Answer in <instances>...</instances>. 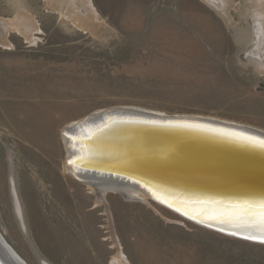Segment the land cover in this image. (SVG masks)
<instances>
[{"label":"rangeland","instance_id":"1","mask_svg":"<svg viewBox=\"0 0 264 264\" xmlns=\"http://www.w3.org/2000/svg\"><path fill=\"white\" fill-rule=\"evenodd\" d=\"M20 15L29 31L0 33V234L16 254L27 264H264V242L148 196L99 199L65 170L62 138L115 109L264 130V44L254 49L264 0H0L3 24Z\"/></svg>","mask_w":264,"mask_h":264},{"label":"bare ground","instance_id":"2","mask_svg":"<svg viewBox=\"0 0 264 264\" xmlns=\"http://www.w3.org/2000/svg\"><path fill=\"white\" fill-rule=\"evenodd\" d=\"M263 33V30H260V35L254 48L257 53L263 50ZM102 112L104 111H98L90 117H98ZM84 119L90 118L86 117ZM84 119L74 122L68 125L66 129H63L66 133L64 137L62 136L66 145V153L68 159L70 158L72 160V163H67V169L65 170L73 178L87 184L99 199H103L106 192L110 191L120 192L125 198L133 199H145L147 196L152 198V196L156 197L157 195L162 201L164 200L183 213L188 212L194 214V212H198L207 218L213 216L225 217L226 215L225 219L232 221V223L234 222L233 224L240 223L243 225L247 223L261 228V225L258 223V218L251 214L245 215L248 207L238 202L229 201L220 196L188 193L183 190L164 187L143 175H138L136 178L139 181H146L148 183H146L147 188L139 182H126L125 178L115 176V174L80 170L78 169V156H85L88 160L90 159L98 163L101 160L103 161L101 158H104L106 162L108 160L107 157L114 156L115 159L111 161L114 167H120L121 170L129 167H134L138 170L143 169L141 172L144 174H146V169H153L154 167H162L169 170L176 169V171L179 170L188 173L187 167L209 164L216 166V164H222L225 167H222L219 171L224 176L226 175L225 170L230 172L233 169V173H235L234 168L241 166L264 165L262 156H259L264 155V152L258 151L257 153L261 154L251 156L227 144L230 143V139H233L234 143L248 141L254 144L255 149H260L259 144L255 143V141L264 139V130L239 123L217 121L216 119L208 122L214 126L198 124L197 126L199 127H197L187 122H185L186 124L175 125H171L172 123H170L167 127H159V130L137 129L132 123H128L124 127L121 125L116 126L117 123H114L111 119L109 120L108 126L95 127L94 124L80 123ZM226 129L231 130L223 131ZM233 130L246 134L240 135L235 132L233 133ZM204 133H208L212 137L215 136L224 142L220 143L217 141L218 143H216V141H212L210 138L201 137ZM247 134L249 137L246 136ZM163 150L167 151L169 157L177 155V158H174L172 162H167L165 159L162 162L142 159L143 155H146L144 157L146 158L149 155H157ZM108 167L106 166V169H109ZM237 176L239 175L235 174L234 177ZM174 194L177 196L172 197L171 195ZM8 245L4 247L10 262L13 264H24V261L14 257L13 253L16 252L10 244Z\"/></svg>","mask_w":264,"mask_h":264},{"label":"water","instance_id":"3","mask_svg":"<svg viewBox=\"0 0 264 264\" xmlns=\"http://www.w3.org/2000/svg\"><path fill=\"white\" fill-rule=\"evenodd\" d=\"M136 113L139 114L135 115L133 113H130L128 110L127 111L118 110V109L107 110L102 112L98 117L92 118L89 116L90 119H84L80 123L94 124L95 127H105L108 126L109 120L111 119L114 121V123H117L116 126L121 125L124 127V125L126 124L128 125V123H132L134 126H136L135 128L137 129H152V130H159V127H167V125H169L170 123H172L171 125H175V124H186L185 122L189 123L192 126H197L198 124H207L214 126L208 123L209 121H213L211 119L194 118L192 116L168 117V116H160V115L157 116L151 114L147 115V113H144L142 111ZM179 128H184V127H179ZM228 130L231 129H226L223 131H228ZM234 132L240 135L246 134L240 131L233 130V133ZM194 134L197 135L196 133ZM246 136L249 137L248 134ZM201 137L210 138L212 141H216V143L224 142V141L222 142V140H219V138H216L215 136H213L214 137L213 138L212 135L208 133H204ZM230 140H231L230 143H227L228 145L234 148H238V150L247 153L248 155L255 156V154L258 155L261 154V153H257L258 151L264 152V147H261L260 145H258L260 149L258 148L255 149L253 146L254 144L251 142L241 141L240 143H234L233 139ZM145 156L146 155H143L142 159L144 160L150 159L148 161H153V162H162L163 159H165L167 162H172L174 158H177V155H174V157L172 156L169 157V155H167L166 150H163L157 155H149L146 158H144ZM259 156H262L263 164H264V155H259ZM103 157L105 156L103 155ZM107 158L108 160L106 162L104 161V158H101L103 159L104 162L101 160V162L98 163L90 159L88 160L85 156L84 157L78 156V169L97 171V173L105 172V173L115 174V176H120L125 178L126 182H132V183L139 182L144 184V187L147 188L146 185L148 183L146 181H139V179L136 178V176L138 175L140 176L143 175L155 181L156 183H159L161 186L164 187L179 189L186 191L188 193L220 196L226 198L229 201L232 200L247 207L249 205H256L261 200H264V165L241 166L238 168H234L235 173H233V169H231L230 172L228 170H225L226 175L224 176H222L219 171L222 167H225V165L222 164H216V166L214 164H209V165H200V166L197 165L193 167H187L188 173L179 170L176 171V169L169 170L162 167H158V168L154 167L153 169H146L145 170L146 174H144L143 172H141L143 169L138 170L133 166H132L133 168L129 167L127 169H122V170L120 169V167H114L111 161H113L115 157L111 156ZM69 163H72V160H70V158H69ZM106 166H109L108 167L109 169H106ZM112 172H117V173H112ZM235 174L239 176L234 177ZM171 196L176 197L177 195L174 194ZM152 198L157 202L164 204L166 207L171 208L177 213L195 222L204 224L208 227H212L235 236L243 237L246 239H249L248 237H255L254 239H250V240L264 242V237H262V229L260 227L257 228L256 226L247 223H244L243 225H241L240 223L233 224L234 222L232 223V221L225 219L226 215L225 217L213 216L207 218L198 212H194V214H190L188 212L183 213L178 211L176 208L172 207L164 200L162 201V199L157 195L156 197L152 196ZM4 246L6 247L9 245L5 241L3 236L0 234V264H8V263L13 264L12 262H10V259L7 257L8 254ZM13 254L16 259L23 261L16 253ZM6 258L8 261L6 260Z\"/></svg>","mask_w":264,"mask_h":264},{"label":"snow or ice","instance_id":"4","mask_svg":"<svg viewBox=\"0 0 264 264\" xmlns=\"http://www.w3.org/2000/svg\"><path fill=\"white\" fill-rule=\"evenodd\" d=\"M255 143L259 144L261 147H264V139L255 141ZM249 214L258 218V223L261 225V229H262V237H264V200H261L256 205H249L245 212V215H249ZM248 238L254 239L255 237H248Z\"/></svg>","mask_w":264,"mask_h":264},{"label":"crops","instance_id":"5","mask_svg":"<svg viewBox=\"0 0 264 264\" xmlns=\"http://www.w3.org/2000/svg\"><path fill=\"white\" fill-rule=\"evenodd\" d=\"M23 15H20L19 18H16L15 21H12V23H8V24H3L2 21H0V33H7V32H11V31H19L18 25L23 27V31L27 32L29 31L31 24H29V20H27L26 18L28 16H25L24 18L26 19V21L24 23H22V19H23ZM19 23V24H18ZM22 24V25H20ZM21 29V28H20Z\"/></svg>","mask_w":264,"mask_h":264}]
</instances>
